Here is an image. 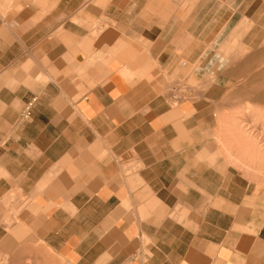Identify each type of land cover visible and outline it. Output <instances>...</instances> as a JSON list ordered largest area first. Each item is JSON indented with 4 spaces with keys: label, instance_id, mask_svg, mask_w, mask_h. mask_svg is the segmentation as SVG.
Masks as SVG:
<instances>
[{
    "label": "crops",
    "instance_id": "crops-1",
    "mask_svg": "<svg viewBox=\"0 0 264 264\" xmlns=\"http://www.w3.org/2000/svg\"><path fill=\"white\" fill-rule=\"evenodd\" d=\"M256 2L0 0V264H264L219 54Z\"/></svg>",
    "mask_w": 264,
    "mask_h": 264
},
{
    "label": "rangeland",
    "instance_id": "rangeland-1",
    "mask_svg": "<svg viewBox=\"0 0 264 264\" xmlns=\"http://www.w3.org/2000/svg\"><path fill=\"white\" fill-rule=\"evenodd\" d=\"M259 1L261 3L264 2V0H257V8H259ZM238 29L239 46L237 45V38H234L233 40L225 41L224 44L226 46L219 48V54L225 58L234 52V55L230 57V62L232 63L220 65L224 70V74H226V71H232L235 78L234 83H227V88L229 90L224 92L223 96H225V98L223 102L240 105V110L237 114L239 123L238 131L235 133L229 130V132H231L233 136L236 135L241 138L248 137L253 143L250 146L253 150L250 151L256 154L253 155V159L255 160L253 164L256 174L254 177V193L259 194L264 192V94H261L263 96L257 99L255 94L251 92L254 87L255 89L257 87L255 83H260L257 89L262 85L260 89L263 90L264 81L263 79L257 78L251 81V74L254 73V76L257 77L260 75V72H263L261 69L264 67L261 65L263 57L257 56L256 53L260 51L263 46L262 43L264 42V16L241 17ZM252 33L256 34L254 42H252L253 40H249L248 43L246 41L244 42L243 39L247 40V36L246 38L243 36L248 34L251 35Z\"/></svg>",
    "mask_w": 264,
    "mask_h": 264
},
{
    "label": "bare ground",
    "instance_id": "bare-ground-1",
    "mask_svg": "<svg viewBox=\"0 0 264 264\" xmlns=\"http://www.w3.org/2000/svg\"><path fill=\"white\" fill-rule=\"evenodd\" d=\"M251 35H254V37H256V34L255 33H253V34H251ZM263 42V41H262ZM262 48L260 49V51L258 52V53H256V55L257 56H261V57H263V61H262V63H261V65H263L264 66V42L262 43ZM252 46V45H251ZM255 48V47H254ZM258 48V47H257ZM259 48H260V46H259ZM248 49V48H247ZM256 49V48H255ZM254 49V50H255ZM242 51V50H241ZM249 52H251V51H249ZM254 54V53H253ZM255 55V54H254ZM244 56H245V54H244ZM244 58V57H243ZM248 59V58H247ZM261 61V60H260ZM262 70H263V72H260V75L259 76H254V73L253 74H251L252 75V77H251V81H254L256 78L257 79H263V81H264V67L263 68H261ZM258 71V70H257ZM246 77V76H245ZM247 78V77H246ZM255 83V82H254ZM260 84V83H259ZM259 84H256L255 83V85H257V87L259 86ZM264 84V83H263ZM252 86V85H251ZM257 87H256V89H255V87L253 88V87H251V88H253L252 89V92L251 93H254L255 94V97L257 98V99H260V96H263V95H261V94H264V85H263V90L262 89H260L261 87H262V85H261V87L259 88V89H257ZM255 89V90H254ZM245 97V96H244ZM264 97V96H263ZM252 98V97H251ZM254 98V97H253ZM256 98H254V99H256ZM253 100V99H252ZM253 101H255V100H253ZM251 146V145H250ZM248 151V150H247ZM251 153V152H250Z\"/></svg>",
    "mask_w": 264,
    "mask_h": 264
},
{
    "label": "built area",
    "instance_id": "built-area-1",
    "mask_svg": "<svg viewBox=\"0 0 264 264\" xmlns=\"http://www.w3.org/2000/svg\"><path fill=\"white\" fill-rule=\"evenodd\" d=\"M35 101H36V97H33V99L30 102L26 103L23 106V109H22L20 116H19V121H23L24 119H26L28 117L31 105Z\"/></svg>",
    "mask_w": 264,
    "mask_h": 264
}]
</instances>
